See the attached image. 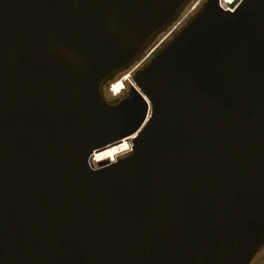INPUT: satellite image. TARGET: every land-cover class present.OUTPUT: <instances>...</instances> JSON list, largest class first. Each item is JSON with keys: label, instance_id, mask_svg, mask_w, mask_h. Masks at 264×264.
Listing matches in <instances>:
<instances>
[{"label": "water", "instance_id": "1", "mask_svg": "<svg viewBox=\"0 0 264 264\" xmlns=\"http://www.w3.org/2000/svg\"><path fill=\"white\" fill-rule=\"evenodd\" d=\"M193 1L0 0V264H250L264 245V0H202L146 57Z\"/></svg>", "mask_w": 264, "mask_h": 264}, {"label": "bare ground", "instance_id": "2", "mask_svg": "<svg viewBox=\"0 0 264 264\" xmlns=\"http://www.w3.org/2000/svg\"><path fill=\"white\" fill-rule=\"evenodd\" d=\"M230 2H232V0H222V6L226 7ZM129 78H130V75L127 74L123 78L118 80L117 82L116 81L113 82L110 87V94L118 95L123 89L124 83H126L125 86L134 84V82L130 81ZM111 91L117 92L118 94H113L111 93ZM130 140H131V137L124 139L122 142L112 145L106 148L105 150H102L100 152H95L92 156L93 160L95 162H100L104 160L113 161L118 154L120 155L122 152L124 153V151L129 150L130 143H131Z\"/></svg>", "mask_w": 264, "mask_h": 264}, {"label": "built area", "instance_id": "3", "mask_svg": "<svg viewBox=\"0 0 264 264\" xmlns=\"http://www.w3.org/2000/svg\"><path fill=\"white\" fill-rule=\"evenodd\" d=\"M202 0H195L191 3V5L184 12L183 16L180 18L178 22H176L169 31L164 34L155 44L154 46L147 52L146 57H148L156 48L160 46V44L168 38L183 22L184 20L197 8Z\"/></svg>", "mask_w": 264, "mask_h": 264}, {"label": "flooded vegetation", "instance_id": "4", "mask_svg": "<svg viewBox=\"0 0 264 264\" xmlns=\"http://www.w3.org/2000/svg\"><path fill=\"white\" fill-rule=\"evenodd\" d=\"M125 93H126V90L121 92L119 96L122 97ZM250 264H264V245L254 255Z\"/></svg>", "mask_w": 264, "mask_h": 264}, {"label": "rangeland", "instance_id": "5", "mask_svg": "<svg viewBox=\"0 0 264 264\" xmlns=\"http://www.w3.org/2000/svg\"><path fill=\"white\" fill-rule=\"evenodd\" d=\"M128 74L130 75L129 80L133 82V79H132L133 73L129 72ZM124 75H125V74H124ZM117 81H118V80H117ZM117 81H116V82H117ZM123 82H124V81H123ZM125 84H126V83H124V88L128 89L129 85L125 86ZM123 90H124V89H123ZM122 92H123V91H122ZM111 93H113V94H118L117 92H114V91H113V92L111 91ZM130 142H131V140H130ZM130 147H131V143H130ZM129 149H130V148H129ZM127 151H128V150H127ZM127 151H124V153L122 152L120 155L118 154L116 157L124 155ZM90 163L93 165L94 168H97V167H98L97 162H95V161L93 160V158L90 159Z\"/></svg>", "mask_w": 264, "mask_h": 264}, {"label": "trees", "instance_id": "6", "mask_svg": "<svg viewBox=\"0 0 264 264\" xmlns=\"http://www.w3.org/2000/svg\"><path fill=\"white\" fill-rule=\"evenodd\" d=\"M105 94H106L107 98H109V99L112 98V96L110 95L108 89L105 90Z\"/></svg>", "mask_w": 264, "mask_h": 264}]
</instances>
